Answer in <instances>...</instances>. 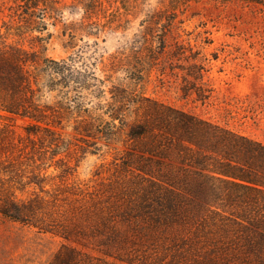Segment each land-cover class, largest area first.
Returning a JSON list of instances; mask_svg holds the SVG:
<instances>
[{
  "label": "trees",
  "instance_id": "obj_1",
  "mask_svg": "<svg viewBox=\"0 0 264 264\" xmlns=\"http://www.w3.org/2000/svg\"><path fill=\"white\" fill-rule=\"evenodd\" d=\"M239 1L264 16V0ZM46 2L3 0L13 21L0 27V217L104 256L64 243L47 264H264V143L128 86H113L103 102L95 73L72 58L44 59L34 74L27 64L37 51L10 31L47 30ZM175 48L173 56L192 60L182 90L204 102L206 63L192 48L189 56L182 44ZM56 91L60 101H43ZM86 94L98 101L93 110L82 108ZM82 109L94 116L74 127L76 143L58 128L65 113ZM13 117L29 120L25 135L4 122ZM122 135L126 148L114 149L111 176L79 182L69 156L78 142L93 136L109 146Z\"/></svg>",
  "mask_w": 264,
  "mask_h": 264
},
{
  "label": "rangeland",
  "instance_id": "obj_2",
  "mask_svg": "<svg viewBox=\"0 0 264 264\" xmlns=\"http://www.w3.org/2000/svg\"><path fill=\"white\" fill-rule=\"evenodd\" d=\"M91 1L47 0V30L31 32L25 26L10 31L13 40L21 39L29 51H37L36 62L27 64L28 69L37 74L44 59L72 58L77 69L95 73L97 85L105 90L103 102L110 101L113 86H128L139 95L264 143L263 15L243 7L239 0H98L86 11L84 4ZM8 5L0 0V27L4 21H13ZM37 36L45 39L38 41ZM162 39L164 52L158 49ZM177 43L186 48L185 56L191 54L192 48L199 52L198 61L206 63L201 86L206 93L211 92L204 102L182 90L183 76L192 60L173 56ZM150 48L157 52L153 54L155 59ZM171 63L180 68L170 70ZM60 100L57 91L43 99L51 105ZM97 102L88 94L82 108L93 110ZM83 109L65 113L63 129L58 128L65 138L76 143L81 135L74 127L84 118L91 122L90 116H94ZM133 118L132 114L128 121ZM104 119L110 120L108 116ZM4 122L12 124L17 134L25 135L29 120L13 117ZM85 139L88 142H78L80 146L69 156L73 165L77 164L76 179L98 185L100 178L107 179L113 173L112 155L114 149L126 148L121 142L124 135L109 146L93 136ZM64 243L104 258L92 246L39 233L0 217V264H47Z\"/></svg>",
  "mask_w": 264,
  "mask_h": 264
}]
</instances>
